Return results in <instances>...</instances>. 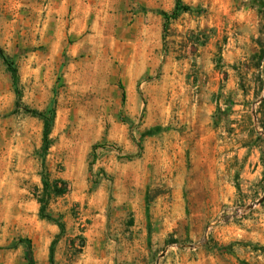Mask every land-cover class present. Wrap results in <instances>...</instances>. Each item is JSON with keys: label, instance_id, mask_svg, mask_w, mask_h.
<instances>
[{"label": "rangeland", "instance_id": "374dc122", "mask_svg": "<svg viewBox=\"0 0 264 264\" xmlns=\"http://www.w3.org/2000/svg\"><path fill=\"white\" fill-rule=\"evenodd\" d=\"M105 1L56 56L66 0H0L20 105L53 100L40 168V122L12 112L0 63V264L25 241L46 264L40 175L64 188L44 209L53 264H264V0H179L163 32L172 0Z\"/></svg>", "mask_w": 264, "mask_h": 264}, {"label": "trees", "instance_id": "16d2710c", "mask_svg": "<svg viewBox=\"0 0 264 264\" xmlns=\"http://www.w3.org/2000/svg\"><path fill=\"white\" fill-rule=\"evenodd\" d=\"M189 9L183 6L179 0H172V9L168 15H161V31L165 29V24L168 20H174L178 14L187 13ZM0 63L3 65L9 81V87L13 96V103H12V112L20 110L22 114L34 118L40 122V147H39V166L42 168V157L45 155V152L48 148V139L47 136L50 131L52 119H53V100L50 99L45 106V108L38 112L32 109H28L22 107L20 105L19 99L20 94L17 88V76L16 71L12 65L10 59L4 57L0 52ZM117 88L119 90L118 102L121 105L124 100V95L121 90V86L117 84ZM92 162V158L90 160ZM39 184H40V192L39 196L36 199L37 204V212L36 216L38 219L43 220L50 225L54 226L57 234L54 238L50 241L48 248H47V257H46V264H53L52 263V247L55 243V240L61 235L62 233V225L61 223L55 219L50 217L44 212L45 203L49 197H59L63 194L64 188L63 183L61 181L52 180L47 182L44 175L39 176ZM21 242V241H19ZM27 242L25 241V245L22 247V261L24 264H33L30 258Z\"/></svg>", "mask_w": 264, "mask_h": 264}, {"label": "crops", "instance_id": "0c3cea01", "mask_svg": "<svg viewBox=\"0 0 264 264\" xmlns=\"http://www.w3.org/2000/svg\"><path fill=\"white\" fill-rule=\"evenodd\" d=\"M107 4L105 0L102 2L92 0H66L68 15L65 19L67 21V28L65 31L62 26V19L65 16L63 14V7L60 4L52 5L50 8V14H52L51 21L56 22V24H54V29L50 31V37L53 39L50 44V52L52 51L54 54L57 53L56 56H59L64 47V37L69 41H77L82 33L94 29L98 20L102 21V24L105 25L107 17L98 14L96 8L102 7L103 10H106ZM117 24L116 25L120 29L122 27V22L118 21ZM127 42H133V38H130ZM76 45L77 43L72 44V46Z\"/></svg>", "mask_w": 264, "mask_h": 264}]
</instances>
